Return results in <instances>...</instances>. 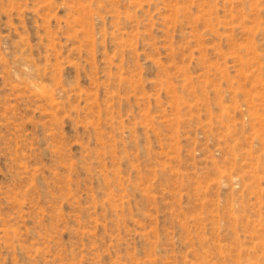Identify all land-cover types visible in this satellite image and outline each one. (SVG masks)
Masks as SVG:
<instances>
[{"label": "rangeland", "instance_id": "rangeland-1", "mask_svg": "<svg viewBox=\"0 0 264 264\" xmlns=\"http://www.w3.org/2000/svg\"><path fill=\"white\" fill-rule=\"evenodd\" d=\"M0 264H264V0H0Z\"/></svg>", "mask_w": 264, "mask_h": 264}]
</instances>
